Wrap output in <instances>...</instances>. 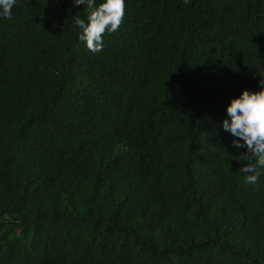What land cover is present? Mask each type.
Masks as SVG:
<instances>
[{"label": "trees", "instance_id": "16d2710c", "mask_svg": "<svg viewBox=\"0 0 264 264\" xmlns=\"http://www.w3.org/2000/svg\"><path fill=\"white\" fill-rule=\"evenodd\" d=\"M76 16L0 17V264H264V168L222 127L264 79V0H125L99 53Z\"/></svg>", "mask_w": 264, "mask_h": 264}, {"label": "clouds", "instance_id": "9594fccd", "mask_svg": "<svg viewBox=\"0 0 264 264\" xmlns=\"http://www.w3.org/2000/svg\"><path fill=\"white\" fill-rule=\"evenodd\" d=\"M185 4L190 0H184ZM16 0H0V17L11 20L12 8ZM75 5H85L87 22L75 17V24L82 30L79 40L93 53L103 51V35L119 30L125 15V0H104L98 6L96 0H74ZM260 90H242L227 106L230 117L223 121L222 127L230 132L234 139L233 147L246 148V154L238 157L248 163L240 168L245 183L256 185L264 168V79L259 81ZM243 141V143H241ZM237 157H233L236 159Z\"/></svg>", "mask_w": 264, "mask_h": 264}]
</instances>
